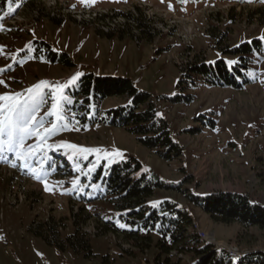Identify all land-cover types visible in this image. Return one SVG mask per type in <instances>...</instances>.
<instances>
[{
  "label": "rangeland",
  "instance_id": "1",
  "mask_svg": "<svg viewBox=\"0 0 264 264\" xmlns=\"http://www.w3.org/2000/svg\"><path fill=\"white\" fill-rule=\"evenodd\" d=\"M19 3L9 5L11 13L8 8L0 14V69L4 70L0 80L5 82L0 85V93L22 92L40 80L66 83L77 71L132 79L138 89L159 97L156 111L162 114L172 138L182 148L181 157L165 161L123 128L98 123L83 125L73 109L74 102L70 108L75 121L49 142L67 141L109 152L120 150L122 160L135 157L148 175L180 190L156 189L148 202L168 200L176 204L206 233L215 249L229 246L242 253L264 251V229L214 222L186 197L234 192L246 194L264 206V55L253 51L248 54L246 69L253 71L255 77L245 75L240 80L246 82L241 89L210 86L203 77L188 70L190 64L237 59L242 54H230V49L264 36V2ZM81 7L93 12L79 11ZM113 13L140 17L148 34L135 29L127 17L103 23L95 18ZM51 16L60 19V23L51 20ZM104 33L113 37H102ZM262 45L260 50L264 52ZM49 51L58 56L66 53L74 67L51 63L47 59ZM177 97L180 102L175 101ZM186 97L191 100L186 101ZM122 102L108 98L99 109L114 108ZM50 106L49 101L38 115ZM65 153L70 154L71 150L50 152L44 165L47 168L50 164L54 169L46 177L50 191L27 170L13 167L11 160H0V264H153L156 247L140 250L124 233L107 231L101 225L110 221L119 228V212L103 198L105 189L96 178L99 168L105 172L109 166L101 160L87 174L96 156L103 153L92 154L87 161L69 160ZM115 160L119 162L121 158ZM77 176L81 192L72 190L71 181ZM93 183L99 184L100 190L90 187ZM46 220L58 231L56 243H49L44 237L46 233L51 237ZM74 232L89 240V251L78 252L71 247L66 238ZM171 255L182 264H193L189 253L173 251Z\"/></svg>",
  "mask_w": 264,
  "mask_h": 264
},
{
  "label": "trees",
  "instance_id": "2",
  "mask_svg": "<svg viewBox=\"0 0 264 264\" xmlns=\"http://www.w3.org/2000/svg\"><path fill=\"white\" fill-rule=\"evenodd\" d=\"M40 1L0 0V14L5 13L10 4L15 5L20 2L22 5H32ZM215 1L232 3L238 0ZM122 17L133 21L138 31L147 33L140 17L113 13L111 15L101 14L95 18L103 23ZM49 18L57 24L61 21L56 16ZM102 37L112 38L113 36L110 33H104ZM37 43L49 47L44 42ZM261 45L260 39H252L251 42H244L239 44V47L230 49L228 53L233 55L241 53L242 55L238 57H244L242 64L243 69H246L248 54L253 49L261 48ZM47 59L51 63H58L69 68L74 67L66 53L58 56L49 51ZM243 69L234 71L230 66L226 68L222 59L216 60L214 65L200 63L190 64L188 67L190 74L203 77L210 86L233 89H241L246 83L240 81H243L245 77ZM70 94L74 102L73 109L83 125L98 123L113 128H123L134 135L140 145L153 150L159 158L165 161L182 156V148L172 138L167 122L155 115L157 113L155 101L159 97L153 98L150 93L138 89L132 79L87 73L80 78ZM108 98H117L123 102L114 108L101 111L100 104ZM190 100L191 98L186 97V101ZM129 101L132 103L129 104ZM175 101L180 102L181 99L177 97ZM96 178L100 179L105 189L103 198H107L115 211L124 213V216L121 215L122 222L130 226L127 229H119L112 225V222L105 221L104 225L101 223L102 227H105L107 231L113 229L115 232L124 233L127 239L132 240L140 250L149 249L151 246L156 247L158 253L153 258V264H182L179 258L171 255L173 251L191 254L194 259L193 264H233L225 250L215 249L200 239L187 213L176 204L162 200L163 203L156 209L151 208L148 199L153 196L156 189H178L166 186L154 175H148L142 170L141 163L135 157H128L114 163L105 172L99 168ZM186 197L214 222L238 223L244 228L264 229V206L253 202L246 194L214 192L203 197H196L193 194H188ZM45 223L51 231V237L46 233L45 239L49 243H56L58 234L56 227L48 220ZM35 231L41 234L40 231ZM66 239L75 251L90 250L89 240L78 236L77 232L67 236ZM235 264H264V251L245 252Z\"/></svg>",
  "mask_w": 264,
  "mask_h": 264
},
{
  "label": "snow or ice",
  "instance_id": "3",
  "mask_svg": "<svg viewBox=\"0 0 264 264\" xmlns=\"http://www.w3.org/2000/svg\"><path fill=\"white\" fill-rule=\"evenodd\" d=\"M82 2H85V0H82ZM90 2L94 3L95 0H90ZM180 2L186 3L187 0H180ZM169 7L171 8V5ZM12 11L13 9L9 8V13ZM259 39L264 41V36ZM252 51L254 54L264 55V52H261L260 48L253 49ZM243 60L244 57H238L237 59L226 60L224 63L226 68L230 66L231 70L240 71L243 69ZM208 63L214 65L215 61H209ZM2 71L4 70L0 69V72ZM243 71L246 76L255 77L253 71L249 69H243ZM83 75L82 72L77 71L66 83H50L46 80H40L22 92L0 93V160H11L13 167L19 166L21 169L27 170L34 179L43 183L46 191L51 190L46 177L51 174L50 170L54 169L50 164H48L47 168L44 165L48 163L49 153L52 151L59 152L61 149L71 150L70 154H65L69 160L74 161L81 159L87 161L90 155L103 153V155L96 156V162L91 163L87 174H91L97 167V162L101 160L107 166H111L118 162L115 160V157L123 159V153L120 150L109 152L100 148L84 147L67 141H60L59 143L49 142L51 137H54L61 131L68 130L69 124L75 121V116L71 113L70 108L73 104L70 90L76 87ZM4 83L3 80H0V85ZM49 101L51 106L48 111L43 115H38L41 107ZM131 103L129 101V104ZM70 114L71 120L69 119ZM155 115L159 117L162 114L155 113ZM46 118H50V120L46 121ZM76 123L79 122L76 121ZM252 126L249 125V127ZM76 130L81 129L77 128ZM29 140H34V142L26 143ZM8 154H11V156ZM16 161H19L18 165ZM71 183L73 191H83L78 176ZM90 187L100 190V185L96 183L91 184ZM148 203L151 208L156 209L163 201L155 200ZM129 211L131 210L129 209ZM121 215V213H116V225L121 229L130 228L129 225L121 222ZM233 264H235V260H233Z\"/></svg>",
  "mask_w": 264,
  "mask_h": 264
},
{
  "label": "built area",
  "instance_id": "4",
  "mask_svg": "<svg viewBox=\"0 0 264 264\" xmlns=\"http://www.w3.org/2000/svg\"><path fill=\"white\" fill-rule=\"evenodd\" d=\"M74 11H77L78 9H75L73 8ZM79 11H84V12H87V13H91L93 12V10H90V8H84V7H81ZM101 15V14H100ZM191 225L192 227L195 228V230L197 231L199 237L201 240H204V243L205 244H208L210 245V242L207 241V235L205 232H203L201 229H199L197 227V225L195 224V222L191 221ZM224 249V248H223ZM226 251V253L229 255L230 259L232 260H235V262L240 258L242 257L243 253L241 251H239L237 248H234V247H225L224 249Z\"/></svg>",
  "mask_w": 264,
  "mask_h": 264
},
{
  "label": "crops",
  "instance_id": "5",
  "mask_svg": "<svg viewBox=\"0 0 264 264\" xmlns=\"http://www.w3.org/2000/svg\"><path fill=\"white\" fill-rule=\"evenodd\" d=\"M100 75H104V74H100Z\"/></svg>",
  "mask_w": 264,
  "mask_h": 264
}]
</instances>
